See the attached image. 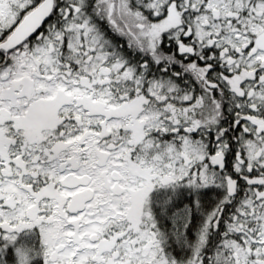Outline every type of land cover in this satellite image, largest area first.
<instances>
[{
	"label": "snow or ice",
	"instance_id": "obj_1",
	"mask_svg": "<svg viewBox=\"0 0 264 264\" xmlns=\"http://www.w3.org/2000/svg\"><path fill=\"white\" fill-rule=\"evenodd\" d=\"M0 264H264V0H0Z\"/></svg>",
	"mask_w": 264,
	"mask_h": 264
}]
</instances>
